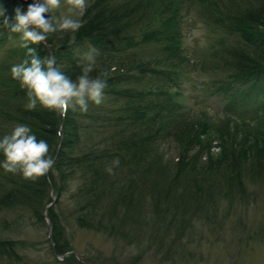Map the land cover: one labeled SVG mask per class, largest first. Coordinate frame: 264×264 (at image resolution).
<instances>
[{"label":"trees","instance_id":"trees-1","mask_svg":"<svg viewBox=\"0 0 264 264\" xmlns=\"http://www.w3.org/2000/svg\"><path fill=\"white\" fill-rule=\"evenodd\" d=\"M30 3L0 0V9L11 23L14 10L26 11ZM88 3L78 32L63 39L49 35V47L29 43L41 58L54 55L73 80L86 63L84 53L97 49L91 75H109L103 103H89L87 113L69 110L61 117L39 104L27 109V89L10 71L29 58L27 49L21 34L0 26V137L18 124L28 125L47 141L55 160L34 181L0 168V259L23 264L20 253L34 249V243L18 235L47 226L46 214L51 232L45 241L54 264L66 252L71 255L61 264H105L102 251L95 249L78 258L71 240L76 231L112 242V257L129 252L124 264L147 255L161 264L195 263L182 236L190 240L193 224L200 221L222 227L247 204L250 185L264 183V112L252 119L254 134L232 138L226 128L244 132L248 121L226 117L212 132L211 116L185 107L178 90L191 72L189 64L198 60L184 46V20L194 13L228 40L212 50L211 61H199L202 70H211L210 89L231 100L259 99L264 94V0ZM214 139L220 149L216 157ZM117 158L119 166L110 175L106 168ZM3 159L0 153V163Z\"/></svg>","mask_w":264,"mask_h":264},{"label":"rangeland","instance_id":"rangeland-1","mask_svg":"<svg viewBox=\"0 0 264 264\" xmlns=\"http://www.w3.org/2000/svg\"><path fill=\"white\" fill-rule=\"evenodd\" d=\"M66 14H68L66 8L54 12V15L57 16ZM184 23V46L188 54H191L198 62L189 64L188 70L191 72L188 77L182 80V85L178 90L180 95L183 94L180 100L193 113L202 111L211 116L214 120V125L211 127L212 132H215V126H221L220 122L223 118L230 117L236 121L238 119L248 121V127L243 129L244 132L237 131L232 125L226 128L229 130L226 133L232 135V138L254 134L252 128H255V125L252 119L260 117L264 112V94L259 99L239 96L235 100H231L229 94L215 93L213 89H210L211 70H202L198 65L199 61L205 59L211 61L209 54L212 50L217 49L221 40L227 39L221 32L203 25L194 13H191ZM218 145L217 139H214L212 143L214 149L210 150L214 157L218 156L220 151ZM168 151L166 150V152ZM248 194L247 204L236 208L222 227L216 230L200 221L193 224L194 236L190 240L182 236V245L187 247L188 252L195 259V263L190 262V264H264V183L250 185ZM47 234L48 226L45 225L31 227L29 232H25L24 235L19 233L18 239L27 238L31 243H34V249L20 253L21 263L54 264V256L49 253L48 244L45 241ZM71 240L76 250L75 254L79 259L92 255L91 249L102 251L105 264H113L118 260V263L124 264L123 259L125 256H129V252H125L121 255L122 259L119 258L120 254L113 256L117 257V260L112 259L113 243L93 233L76 231L74 239L71 237ZM132 253V255L138 254L137 251ZM56 258L58 259V257ZM6 260L5 258L0 259V264H16L12 260ZM58 262L57 264H61V260L58 259ZM135 264L161 263L155 257L147 255Z\"/></svg>","mask_w":264,"mask_h":264},{"label":"clouds","instance_id":"clouds-1","mask_svg":"<svg viewBox=\"0 0 264 264\" xmlns=\"http://www.w3.org/2000/svg\"><path fill=\"white\" fill-rule=\"evenodd\" d=\"M89 6L88 0H32L26 11L22 12L20 7L14 10L11 23L0 9V17H4L0 26L21 34L23 47L27 49L29 58L10 69L12 78L27 89V109L35 110L39 104L66 117L69 110L87 113L89 103L96 106L103 103L109 74L105 71L99 76L91 75L96 65L97 49L89 47L84 53L86 63L81 74L73 80L62 70L63 66L58 65L54 55L41 58L36 49L29 47V43L49 47V35L63 39L68 33L78 32L85 23L82 18ZM61 8H66L68 14L53 15ZM49 152L47 141L38 139L28 125L18 124L10 133L0 137V153L4 157L0 168L5 173L20 174L34 181L53 168L55 160ZM118 166L117 158L106 171L114 174L113 169ZM68 255L71 253L66 252L58 259L62 261Z\"/></svg>","mask_w":264,"mask_h":264},{"label":"water","instance_id":"water-1","mask_svg":"<svg viewBox=\"0 0 264 264\" xmlns=\"http://www.w3.org/2000/svg\"><path fill=\"white\" fill-rule=\"evenodd\" d=\"M51 197H52V201H54V200H55V197H54V194H53V193L51 194ZM51 204H52V203H51ZM51 204H50V205H51ZM50 205H49V206H50ZM44 219H45V222L48 224V227H49V234H50V232H51L50 229H51V228H50L49 221H48V218H47L46 214H44Z\"/></svg>","mask_w":264,"mask_h":264}]
</instances>
